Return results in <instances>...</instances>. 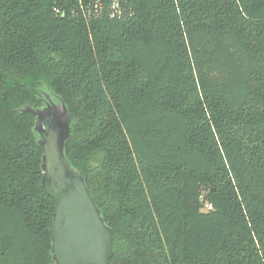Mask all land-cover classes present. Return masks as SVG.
Here are the masks:
<instances>
[{
    "label": "trees",
    "instance_id": "trees-1",
    "mask_svg": "<svg viewBox=\"0 0 264 264\" xmlns=\"http://www.w3.org/2000/svg\"><path fill=\"white\" fill-rule=\"evenodd\" d=\"M47 91L108 264H264V0H0V264H52Z\"/></svg>",
    "mask_w": 264,
    "mask_h": 264
},
{
    "label": "water",
    "instance_id": "water-1",
    "mask_svg": "<svg viewBox=\"0 0 264 264\" xmlns=\"http://www.w3.org/2000/svg\"><path fill=\"white\" fill-rule=\"evenodd\" d=\"M44 107H26L35 118L34 131L42 152L41 187L54 201L51 225L52 264H108L113 232L92 200L84 178L66 160L70 116L62 99L43 93Z\"/></svg>",
    "mask_w": 264,
    "mask_h": 264
},
{
    "label": "built area",
    "instance_id": "built-area-1",
    "mask_svg": "<svg viewBox=\"0 0 264 264\" xmlns=\"http://www.w3.org/2000/svg\"><path fill=\"white\" fill-rule=\"evenodd\" d=\"M210 209H211V206L209 204H204L202 211L205 212V211H209Z\"/></svg>",
    "mask_w": 264,
    "mask_h": 264
},
{
    "label": "flooded vegetation",
    "instance_id": "flooded-vegetation-1",
    "mask_svg": "<svg viewBox=\"0 0 264 264\" xmlns=\"http://www.w3.org/2000/svg\"><path fill=\"white\" fill-rule=\"evenodd\" d=\"M41 101H42V104H43V107H44V103L43 102L45 101V96H43V98H41Z\"/></svg>",
    "mask_w": 264,
    "mask_h": 264
}]
</instances>
